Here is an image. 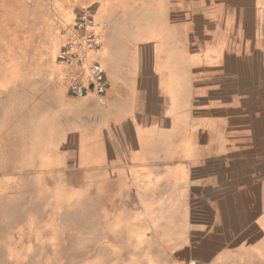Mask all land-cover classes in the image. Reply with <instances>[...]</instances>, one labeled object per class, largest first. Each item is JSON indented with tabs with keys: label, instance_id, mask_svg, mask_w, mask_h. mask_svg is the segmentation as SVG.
<instances>
[{
	"label": "crops",
	"instance_id": "crops-1",
	"mask_svg": "<svg viewBox=\"0 0 264 264\" xmlns=\"http://www.w3.org/2000/svg\"><path fill=\"white\" fill-rule=\"evenodd\" d=\"M62 1L92 8L108 88L49 62L38 172L100 182L168 264H264V0Z\"/></svg>",
	"mask_w": 264,
	"mask_h": 264
},
{
	"label": "rangeland",
	"instance_id": "rangeland-1",
	"mask_svg": "<svg viewBox=\"0 0 264 264\" xmlns=\"http://www.w3.org/2000/svg\"><path fill=\"white\" fill-rule=\"evenodd\" d=\"M79 11L62 0H0V264H168L158 239L136 236L100 182L38 172L48 133L36 90Z\"/></svg>",
	"mask_w": 264,
	"mask_h": 264
},
{
	"label": "built area",
	"instance_id": "built-area-1",
	"mask_svg": "<svg viewBox=\"0 0 264 264\" xmlns=\"http://www.w3.org/2000/svg\"><path fill=\"white\" fill-rule=\"evenodd\" d=\"M93 16L90 6L75 15L70 37L57 56L59 65L69 70V93L76 98L84 97L89 90L101 98L108 88L104 68L90 60V55L101 47V34L96 31Z\"/></svg>",
	"mask_w": 264,
	"mask_h": 264
},
{
	"label": "bare ground",
	"instance_id": "bare-ground-1",
	"mask_svg": "<svg viewBox=\"0 0 264 264\" xmlns=\"http://www.w3.org/2000/svg\"><path fill=\"white\" fill-rule=\"evenodd\" d=\"M95 15V14H94ZM94 17V16H93ZM70 24V23H69ZM54 53V52H53Z\"/></svg>",
	"mask_w": 264,
	"mask_h": 264
}]
</instances>
